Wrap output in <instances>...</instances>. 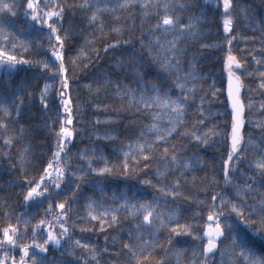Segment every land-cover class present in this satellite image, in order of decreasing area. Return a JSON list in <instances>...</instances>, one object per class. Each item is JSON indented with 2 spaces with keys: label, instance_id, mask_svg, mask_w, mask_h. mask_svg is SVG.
<instances>
[{
  "label": "snow or ice",
  "instance_id": "snow-or-ice-1",
  "mask_svg": "<svg viewBox=\"0 0 264 264\" xmlns=\"http://www.w3.org/2000/svg\"><path fill=\"white\" fill-rule=\"evenodd\" d=\"M103 3L105 5L103 9L98 4H89L87 0L80 6L82 10L93 7L96 9L88 17L90 25L98 23L97 13L101 11L110 12L112 18L119 23L120 17L116 15L117 9L130 11L137 7L142 12L140 25L142 33L146 24H150L147 29V43L143 38L138 41L139 52L134 51L127 58V63L117 60L118 68L132 70L133 76L129 79L135 87L113 83L107 78H102L104 85L113 83L116 95L122 101H127V109H135L137 113L143 114L144 120L149 121V123L141 122L142 127L138 130H127L136 135L135 148L133 149L132 144L128 145L129 150L123 153V163L116 172L113 169L117 166L108 167L106 160L103 167L93 168L92 158L85 153H81L79 158L88 161L87 168L77 166L73 169L68 161L70 152L67 146L75 139V131L67 127L73 125V113L72 100L68 92L70 85L68 68L65 64V46L66 41H71L74 33L71 31L72 25L64 28L65 6L58 0H51V2L50 0H0V74L11 77L14 73L33 64L46 70L49 74L48 79L59 81L57 91L59 106H62L65 114L63 118L58 115L53 125L49 126V130L55 133V150L52 151L50 159L41 161L40 175L27 178V173H24L26 179L23 185L25 188L23 201L25 204H35L37 208L46 203V216L39 219L34 226L30 225L27 220L17 217L14 222H9L5 227L0 228V264H56L54 260H49L46 254L49 252V245L59 248L62 246V240L65 243L74 244L75 247L88 249L95 259L94 249L89 248L88 244H82L80 240L73 241L70 236L72 229L66 226L70 219L69 213L73 212V206L79 203L80 198L84 196L82 184L85 186L89 184L88 175L91 174L97 178V184L94 187H99L102 191L104 179L113 175L128 177L137 172H144L147 176L151 163L160 161L162 170L157 169V179L160 182L154 185L151 179H145L142 183L155 188L161 194L160 198L165 201L169 197L173 202L178 198L188 199L181 191V181H184L187 186V175L193 169V164L198 161V157L182 159L181 154L186 149L178 147L172 141L184 136L189 141L195 140L200 145L207 146L209 140L218 134L212 130L204 132L186 130L188 125L185 116L187 110L194 105L195 93L198 90L196 82L202 77L196 71L194 60L189 61V70L184 71L183 58L188 49L180 45L185 40H198L202 36L199 27L202 21L200 15H192L184 20L179 13L191 10L196 5L188 3L187 0H103ZM113 4L115 6L110 8L109 5ZM222 7L225 13L223 31L231 34L234 20L230 9L234 10L233 0H223ZM241 12L247 15L245 10L241 9ZM20 15L24 17L30 29L37 32L47 30L50 46L48 51L51 53V58H54L51 63L25 58L24 53L31 55L29 49L32 45L27 42L17 43L18 37L13 31L15 19ZM113 31L118 35L122 34L120 27H115ZM236 38L235 35L227 38L229 46L226 59L227 99L230 101L231 112L229 113L230 123L226 125L230 131L224 134L225 143L228 145L226 159L221 166L223 186L226 190L215 192L213 189L208 193L210 203L206 206L209 211L206 217L207 224L202 228V234L193 233L196 225L179 223L180 209L178 207L170 208L166 216L158 211L159 203L156 199L140 202L135 197L121 196L119 199L123 202L119 208H104L100 216L91 214L95 201H88V215L91 220L99 221L98 226L101 231L105 230V226L111 228L119 222L120 218L116 213L121 209L140 221L135 225V231L128 233L129 242L123 245L128 253L127 264H153V252L157 248L161 249L164 255L155 261V264H171L173 257L176 264H182L181 257L184 253L172 246L171 239L181 235H190L202 241L199 254L194 252L192 255L193 264H211L217 256L220 257V264H264V122L260 125L262 136L258 143L254 142L251 137L245 139V112L246 110L251 111L252 102L249 98V104L246 105L241 96L245 88V75H258L261 79L258 87L264 89V71L245 72L244 63L231 54V44ZM120 43L121 41H117L115 44H109L104 51L115 50ZM123 43H130V41H123ZM37 47H42V45H37ZM202 47H209V45H202ZM252 58L256 65L264 68V41H262L261 57L257 59L253 55ZM72 63L74 65L75 60H72ZM149 69L153 71L150 72ZM234 69L239 70L242 75H238ZM41 74L43 75L44 71ZM150 75L151 79H146ZM50 89L51 84L46 83L40 95L44 109L48 108L46 100ZM173 89H179V94L174 96ZM19 90L23 91L22 86ZM212 94L215 95V91ZM24 95L31 97V93L28 92H24ZM199 99L200 104L197 111L203 116L205 97L200 96ZM16 101L18 103L11 109L0 103V113L11 116V113L15 112L19 117L20 107L24 103L23 97L16 96ZM260 107L264 109V103H261ZM57 112H59V107ZM164 120H167V124L161 127ZM95 123L98 124L99 121ZM197 123L203 125L204 121L198 120ZM55 125H59V131H55ZM23 131V129H17L16 135H12L8 123L0 120V132L8 137L4 140L6 146L18 143L17 136H22ZM104 137L113 141L117 138L107 133ZM95 138L100 139V136L97 135ZM72 146L75 147L74 144ZM249 150H252L253 154L251 160L247 158ZM30 151L29 147H25L18 153L21 168ZM100 159L104 160L103 155ZM129 160L134 161L131 171ZM244 165L251 170V174L244 171ZM169 176L174 177L173 181L170 184L162 183ZM211 183L218 182L212 180ZM113 199L117 198L113 197ZM53 208L56 209L55 213ZM73 215H75L74 212ZM47 216H52V220H48ZM5 218L9 219L7 213H5ZM173 224L175 226L170 228L167 248L159 241L144 240L140 231L142 227L148 228L152 230L149 234L155 235L160 229L169 228ZM30 227L33 232L32 243L20 244L21 228L27 232ZM37 230L45 233L42 237L43 243L37 242ZM17 248H20L23 253L19 261L11 255ZM30 249H38L39 253L33 251L30 254ZM67 250L72 251L71 248ZM226 256L228 257L227 262H225Z\"/></svg>",
  "mask_w": 264,
  "mask_h": 264
},
{
  "label": "trees",
  "instance_id": "trees-1",
  "mask_svg": "<svg viewBox=\"0 0 264 264\" xmlns=\"http://www.w3.org/2000/svg\"><path fill=\"white\" fill-rule=\"evenodd\" d=\"M58 2L65 6L64 28H69L72 25L71 31L74 33L71 41H66L65 46V64L68 68L70 85L68 92L72 100L73 113V125H70V129L75 131V139L67 146L70 152L68 161L73 169L77 166L87 168L88 161L79 158L81 153H85L89 158H92L93 168L103 167L106 160L108 167L117 166L113 169L116 172L123 163V153L129 150L128 145L132 144L133 149L135 148L136 135L127 130L140 129L141 122L149 123L143 119V114L137 113L135 109H127V101H122L113 90V83L135 87L132 80L129 79L133 76L132 70L118 68L117 60L127 63V58L134 51L139 52L138 41L143 38L147 43V29L150 24H146L142 33L140 28L142 12L137 7L130 11L117 9L116 15L120 17L119 23L112 18L110 12L101 11L97 13L98 23L90 25L88 17L96 9L93 7L82 10L80 6L84 4L85 0H58ZM87 2L98 4L101 9L105 7L103 0H87ZM187 2L195 4L196 7L179 14L184 20L192 15H200L202 23L199 27L202 36L198 40H185L180 45L188 49L183 58V67L185 72L188 71L189 61L194 60L196 71L202 79L196 82L198 87L195 93L196 99L193 107L187 110L185 116L188 125L186 130L188 132L212 130L218 133L209 140L207 146L200 145L195 140L189 141L184 136L177 137L172 141L178 147L186 149L181 154L182 159L198 157V161L193 164V169L187 175V186L184 181H181V191L188 199L178 198L173 202L169 197L165 201L160 198L161 194L155 188L142 183L145 179H151L154 185L160 182L157 179V169L162 170L160 161L151 163L147 170V176L144 172H137L128 177L113 175L104 179L102 191L99 187H94L97 184V178L90 174L87 177L89 184L87 186L82 184L84 196L80 198L79 203L73 206L75 215L73 212L69 213L70 219L66 226L72 229L70 236L73 241L80 240L82 244H88L89 248L94 249L95 259L88 249L75 247L74 244L65 243L62 240V246L59 248L54 245L48 246L49 252L46 255L56 264H127L128 253L123 245L129 242L128 233L135 231V225L140 221L121 209L116 213L120 218L119 222L111 228L105 226V230L101 231L98 226L99 221L91 220L88 215L89 200L95 201L91 214L100 216L104 208H119L123 202L119 199L121 196L135 197L140 202L156 199L159 203L157 210L164 213L165 216L170 208L178 207L180 209L179 223L181 225H196L193 228V233L199 235L202 234V228L207 224L206 217L209 209L206 205L210 203L208 193L213 189L215 192L226 190L223 186L221 166L226 159L228 147L224 134L229 132L226 125L230 123L223 72L224 61L229 54L227 38L230 35L237 37L232 41L231 54L237 56L244 63L245 72L264 71V68L256 65L252 58L253 55L257 59L261 57L262 41H264V0H233L234 10L230 9L234 20L233 33L231 34H226L223 31L225 18L222 7L223 0H187ZM114 6V4L109 5L110 8ZM241 9L246 11V16L241 12ZM101 23L103 24L102 29ZM115 27H120L122 34L118 35L114 32ZM13 31L18 37L17 43L27 42L32 45L29 49L31 55L24 53L25 58L52 62L54 58H51V53L48 51L50 46L47 30L37 32L30 29L25 23L24 17L20 15L15 19ZM117 41H121V43L115 50L104 51L109 44H115ZM123 41H130V43H123ZM37 45H42V47H37ZM202 45H209V47H202ZM77 57L79 58L77 59ZM72 60H75L74 65ZM42 71H44L43 75ZM149 71L153 70L149 69ZM238 73L242 75L240 71ZM48 75L46 70H42L35 64L26 66L11 77L0 74V103L11 109L18 103L16 96L23 97L24 100L20 107L19 117L15 112H12L11 116L0 113V120L8 123L10 134L16 135L17 129L24 130L22 136H17L19 142L11 146L4 144V140L8 137L0 132V228L5 227L9 222H14L17 217L27 220L30 225L34 226L39 219L46 216V203L39 208L35 204H25L23 185L26 179L24 173H27V178L38 177L41 161L51 158L52 151L55 150V133L49 130V126L53 125L58 115L61 118L65 116L62 106H59L57 94L59 81L48 79ZM102 78H107L113 83L104 85ZM146 79H151V75ZM46 83L51 84V89L46 100L48 108L44 109L40 95ZM260 83L261 79L258 75H245L243 98L246 105L249 104L250 98L252 108L251 111L246 110L244 136L246 140L249 137L253 138L256 143L261 139L260 125L264 122V109L260 107V104L264 103V94H262L264 89L258 87ZM20 86L23 91L19 90ZM98 87L99 91H97ZM214 91L215 95L212 94ZM24 92L31 93V97L25 96ZM177 94H179V89H173V95ZM200 96L205 97L203 116L197 111ZM58 107L59 112H57ZM97 120L98 124L95 123ZM198 120H203V125L197 123ZM134 121L135 123H133ZM166 124V120L162 121L161 127ZM55 131H59V125H55ZM105 133L117 138L114 141L105 139ZM97 135L100 136V139L95 138ZM25 147H29L31 151L21 168L18 153ZM101 155L104 160L100 159ZM247 158L253 159L252 150H249ZM133 164L134 161L129 160L130 171ZM243 169L251 174V170L246 165L243 166ZM193 178L195 179L193 180ZM173 179V176H169L162 183L170 184ZM212 180L218 183L212 184ZM113 197L117 199H113ZM200 201H204V203H200ZM53 212H56L55 208H53ZM5 213L8 214L9 219L5 218ZM47 219L52 220V216H47ZM73 225H75L74 228ZM172 226L175 225L160 229L155 235H150L152 230L148 228L142 227L140 231L144 240L159 241L167 248ZM44 234L43 231L37 230V242L43 243ZM32 237L31 227L27 232L21 228L19 243L22 245L31 244ZM171 239L172 246L184 253L181 257L182 264H193L192 255L194 252L199 254V246L202 241L190 235H181ZM69 248L72 249L71 252L67 250ZM33 251L39 253L38 249H30V254ZM11 255H14L19 261L23 253L20 248H17ZM163 255V251L157 248L153 252V264ZM227 260L226 256L225 262ZM171 264H176L174 257L171 258ZM211 264H220V257H215Z\"/></svg>",
  "mask_w": 264,
  "mask_h": 264
},
{
  "label": "water",
  "instance_id": "water-1",
  "mask_svg": "<svg viewBox=\"0 0 264 264\" xmlns=\"http://www.w3.org/2000/svg\"><path fill=\"white\" fill-rule=\"evenodd\" d=\"M226 59H227V58H226ZM226 59H225V61H224V65H223V72H224V77H225V98H226V102H227L228 112L230 113V112H231L230 101L227 99V81H228V72H227V68H226ZM234 71H236V73H237L238 75H240V74L238 73L239 70H235V69H234ZM244 85H245V84H244ZM244 92H245V88H244V91H242V93H241L242 98H243ZM245 121H246V112H245ZM245 126H246V123H245ZM245 126H244V131H245ZM229 131H230V129H229Z\"/></svg>",
  "mask_w": 264,
  "mask_h": 264
},
{
  "label": "rangeland",
  "instance_id": "rangeland-1",
  "mask_svg": "<svg viewBox=\"0 0 264 264\" xmlns=\"http://www.w3.org/2000/svg\"><path fill=\"white\" fill-rule=\"evenodd\" d=\"M166 122H167V120H166ZM67 127H69V128H70V125H68Z\"/></svg>",
  "mask_w": 264,
  "mask_h": 264
}]
</instances>
